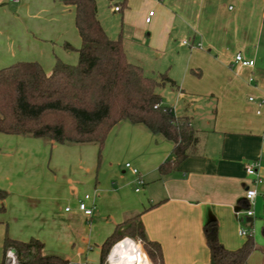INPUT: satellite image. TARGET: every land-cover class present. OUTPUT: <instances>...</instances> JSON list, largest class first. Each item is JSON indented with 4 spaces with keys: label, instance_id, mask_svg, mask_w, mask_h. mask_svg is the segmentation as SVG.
Segmentation results:
<instances>
[{
    "label": "crops",
    "instance_id": "obj_1",
    "mask_svg": "<svg viewBox=\"0 0 264 264\" xmlns=\"http://www.w3.org/2000/svg\"><path fill=\"white\" fill-rule=\"evenodd\" d=\"M122 1L129 11L128 0ZM115 6L113 11H119L120 6L118 10ZM150 9L154 14L146 23ZM234 9L228 6L226 11ZM220 10L214 0H148L136 25H129L130 34L118 32L126 58L140 66L149 51L164 53L171 32L187 25L194 32L193 43L195 35H200L197 41L210 51L189 45L192 52L183 76L190 78V86H180L171 76L178 99L189 101L185 108L170 110L176 116H188L198 145L195 155L170 172L161 175L158 166L171 157V142L125 120L110 129L100 155L95 143H57L0 132V190L6 192L0 199L1 258L7 229L12 238L39 239L44 253L58 254L68 263L99 264L101 243L118 223L138 214L147 238L160 245L162 264H210L202 231L207 220H216L218 239L228 249L245 240L239 234L244 220L251 227L255 213H260L262 224L264 102L258 103L264 99V66L257 65L255 52L246 46L242 52L219 41L231 27L224 24L228 17ZM245 12L246 8H240L234 21ZM112 33L107 35L115 38ZM75 35L79 46L74 6L65 0H1L0 67L19 60L37 61L49 72L56 58L74 63L64 43L76 44ZM47 40L55 41L53 48ZM236 52L254 59L253 67L234 64ZM190 66L201 70L200 77L188 74ZM197 96L206 98L202 114L188 112ZM126 162L139 170L144 181L138 191L135 176L124 167ZM249 162H256L259 182L246 175L244 165ZM247 187L256 191L252 216L243 213ZM85 194L90 196L87 203H94L89 217L77 206ZM65 200L69 208L63 206ZM254 240L256 248L246 264H264V237Z\"/></svg>",
    "mask_w": 264,
    "mask_h": 264
},
{
    "label": "trees",
    "instance_id": "obj_2",
    "mask_svg": "<svg viewBox=\"0 0 264 264\" xmlns=\"http://www.w3.org/2000/svg\"><path fill=\"white\" fill-rule=\"evenodd\" d=\"M65 1L74 6L80 43L73 47L65 42L64 47L74 49L77 60L69 63L56 58L49 72L37 61L19 60L0 67V132L57 143H95L100 155L110 129L125 120L141 124L171 142V157L158 166L161 175L195 155L198 135L188 116L174 115L161 102L159 90L165 83L175 85L174 80L166 73L148 76L142 66L126 58L120 36L110 38L102 27L96 0ZM5 196L6 192L0 190V199ZM243 204L247 206V202ZM260 229L264 234V217ZM202 231L210 264H246L256 248L251 235L239 247L226 248L218 239L214 219L207 220ZM128 236L142 243L155 264H162L160 245L147 238L138 214L118 223L101 243L99 264L105 263L112 244ZM138 247L149 263L142 247ZM9 248L15 249L18 264H68L58 254L44 253L39 239L12 238L5 229L0 264H6Z\"/></svg>",
    "mask_w": 264,
    "mask_h": 264
},
{
    "label": "rangeland",
    "instance_id": "obj_3",
    "mask_svg": "<svg viewBox=\"0 0 264 264\" xmlns=\"http://www.w3.org/2000/svg\"><path fill=\"white\" fill-rule=\"evenodd\" d=\"M148 0H128L127 6L123 4L122 0H96L97 13L100 19V23L106 30V32L112 36V32L114 33V37H118V32H122V34H130L129 25H136L138 22V17L140 15L142 6L144 8L147 7ZM217 1L220 7L221 15H227V22L224 24L231 25L227 29L229 35L222 36L219 41L224 44L227 43L233 50L240 49L243 52V46H246L247 50L255 52V59L257 61V65L264 66V0H214ZM120 6L119 11H113V6ZM234 7L233 13H229L226 11L227 7ZM246 8V12L243 17H239L237 21H234L233 15L240 8ZM136 9V11H135ZM231 12V11H230ZM133 22V23H131ZM236 22L238 24L237 32H234ZM243 26V29L241 28ZM187 27V28H186ZM194 32L190 28L185 26V28L178 29L176 28L170 34V40L167 50L164 53L160 51H149L147 56L140 59V64L144 70V73L148 76L156 77L159 73H166L168 77H175V81L180 86L184 83L186 86H190V78L187 77L184 79L183 73L184 68L186 67L187 59L191 51L190 44L199 43L200 47H196L199 50H204L207 53L208 49L203 45L200 41V35H195L196 40L193 39L192 36ZM76 40V44H73L70 41V44L73 47H78V37L74 36ZM46 41V39H42ZM186 40L189 44L182 45L181 41ZM55 41L47 40V43L50 44L51 48L55 45ZM57 47V46H56ZM64 51L67 54V57L74 58L77 60V53L74 49H65ZM54 52V51H53ZM159 54V56H157ZM187 70V69H186ZM188 74L195 79V77H200L201 70L197 67H188ZM162 95V101L170 107V109L178 110V108L187 107V103L189 99H178L175 88H173L169 83H165V85L160 89ZM191 97V96H190ZM198 99L195 102H192L189 111H196L197 114H202L205 111L206 98L204 96H197ZM193 115V114H192ZM51 153V148L48 146L47 154ZM101 153V152H100ZM136 187V185H135ZM83 195V193H82ZM63 206L69 208V200L63 201ZM261 215L260 213H255L253 217V224L251 227L248 226V223H242L248 233H250L255 239L256 236L264 237V234L261 233ZM124 238V237H123ZM128 238L132 239L128 236ZM122 239V238H121ZM135 245V248L140 256V259L143 264H155L146 254L143 249L142 243L138 240L132 239ZM119 241V240H118ZM117 241V242H118ZM142 247L143 251L147 256V263L141 252H139V247ZM8 252L6 254V264H12L11 258L8 256ZM14 257V255H13ZM0 258H1V245H0ZM15 259V257H14ZM157 263V262H156ZM18 264L15 260V263ZM104 264H109L108 260L105 261Z\"/></svg>",
    "mask_w": 264,
    "mask_h": 264
},
{
    "label": "built area",
    "instance_id": "obj_4",
    "mask_svg": "<svg viewBox=\"0 0 264 264\" xmlns=\"http://www.w3.org/2000/svg\"><path fill=\"white\" fill-rule=\"evenodd\" d=\"M9 2H17L18 0H7ZM1 3V0H0ZM115 10L119 9V6H115L114 7ZM154 14V10L150 9L147 11V14L144 18V21L146 23H149L152 16ZM183 44H189L186 40L182 41ZM195 46H200L199 43H196ZM233 63L240 66V67H244V68H251L253 67L255 61L254 59L251 58H246L241 52H236L233 56ZM248 80L250 82L254 81V77L252 75L249 76ZM249 100H253V97L250 96ZM262 102H264V99H262L258 105L262 104ZM259 112V111H258ZM256 162H249L247 164L244 165V171L246 173V175L248 176H253V182H259L260 178L257 175L256 172ZM124 167L129 169L131 171V173L135 176V181H136V188L135 190L138 191L140 189V186L143 184V179L139 173V170L132 166L130 163L126 162L124 163ZM256 195V191L254 188L252 187H247L244 193V199L247 202V206L244 208L243 213L246 216H252L253 215V208H252V203L254 200V197ZM90 198V196L88 194H85L84 197L82 199H80L78 201V209L80 211H82V213L86 216H91L93 213V209H94V203L88 204L87 201ZM239 234L243 235V236H249L251 235L250 233H248L245 229H240L239 230ZM8 256L11 258L12 264L14 263V257L13 254H11L10 252H8ZM68 264H78V263H68Z\"/></svg>",
    "mask_w": 264,
    "mask_h": 264
},
{
    "label": "bare ground",
    "instance_id": "obj_5",
    "mask_svg": "<svg viewBox=\"0 0 264 264\" xmlns=\"http://www.w3.org/2000/svg\"><path fill=\"white\" fill-rule=\"evenodd\" d=\"M108 261L109 264H143L133 240L128 237L120 239L113 245Z\"/></svg>",
    "mask_w": 264,
    "mask_h": 264
},
{
    "label": "water",
    "instance_id": "obj_6",
    "mask_svg": "<svg viewBox=\"0 0 264 264\" xmlns=\"http://www.w3.org/2000/svg\"><path fill=\"white\" fill-rule=\"evenodd\" d=\"M115 243H116V242H115ZM115 243H114V244H115ZM114 244H112L111 247L109 248V251H108V254H107V259H108V257H109L110 250L112 249V247H113ZM9 252H10L11 254L14 255V253H15V249H14V248H10V249H9Z\"/></svg>",
    "mask_w": 264,
    "mask_h": 264
}]
</instances>
